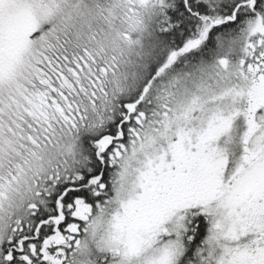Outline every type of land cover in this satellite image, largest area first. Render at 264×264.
Returning <instances> with one entry per match:
<instances>
[{
    "label": "snow or ice",
    "instance_id": "obj_1",
    "mask_svg": "<svg viewBox=\"0 0 264 264\" xmlns=\"http://www.w3.org/2000/svg\"><path fill=\"white\" fill-rule=\"evenodd\" d=\"M0 264H264V0H0Z\"/></svg>",
    "mask_w": 264,
    "mask_h": 264
}]
</instances>
